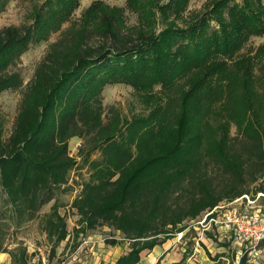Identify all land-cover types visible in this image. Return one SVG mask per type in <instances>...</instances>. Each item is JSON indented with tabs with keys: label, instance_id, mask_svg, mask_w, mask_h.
<instances>
[{
	"label": "trees",
	"instance_id": "1",
	"mask_svg": "<svg viewBox=\"0 0 264 264\" xmlns=\"http://www.w3.org/2000/svg\"><path fill=\"white\" fill-rule=\"evenodd\" d=\"M8 1L0 0V13ZM79 1L35 2L30 25L0 29V94L22 89L6 138L0 116V253L10 264H27V252L3 247L6 229L34 219L52 252L106 225L131 243L115 264H135L186 221L244 196L245 170L251 182L260 175L256 191L264 193V44L242 52L252 37L264 36V0H208L188 18L189 0H127L138 15L132 27L121 8L94 1L49 44L23 86L20 57L60 31ZM112 83L131 86L147 113L127 120L111 107L104 114L101 92ZM231 123L246 138L241 153L231 151ZM72 138L82 140L78 155L91 173L71 204L78 216L71 234L56 191L66 189L76 166ZM94 152L99 158H90ZM209 163L230 177L219 192Z\"/></svg>",
	"mask_w": 264,
	"mask_h": 264
},
{
	"label": "rangeland",
	"instance_id": "2",
	"mask_svg": "<svg viewBox=\"0 0 264 264\" xmlns=\"http://www.w3.org/2000/svg\"><path fill=\"white\" fill-rule=\"evenodd\" d=\"M94 1H101L105 5H108L110 7L121 8L123 10L124 22L127 27L136 26L138 24L137 12L132 11L129 6H127V0H80L78 7L70 16V21L63 23L60 31L51 32L48 35L47 40L30 46L29 49L20 57V61L18 62L16 69L23 79V86H25L33 77L35 68L44 57L49 44L59 38L60 34L70 26L71 22L79 21L83 12ZM207 1L208 0H189L183 16L185 18H188L191 17L192 14L202 11ZM35 2L42 3L43 0H9L5 6L4 11L0 13V29L10 25H30L33 21L31 13L33 9V3ZM163 2L165 3L167 2V0H163ZM183 23L184 21L181 22V25H184ZM156 27L157 29H160L162 28V24L158 23ZM260 44H264V36L252 37L246 44L242 52H246L247 50L251 49L254 50ZM255 72L259 74L260 71L257 68ZM101 96L102 104L104 106V114H106L108 109L111 107L114 110L118 111L122 118L127 120H131L135 115H145L147 113V109L145 108L143 101L136 94L134 89L129 85L121 83L107 84L103 87ZM21 98L22 89L8 90L0 94V116L4 119V138L8 137L11 132ZM257 113L258 115H260V107ZM107 116L105 118H107ZM253 117V114L250 113L249 118L253 119ZM211 123L214 124L215 120L212 119ZM229 137V145L231 147V151H239V153H241V147L246 141V138L241 132L238 131L234 123L230 124ZM81 144L82 140L79 138H72L69 141V155L76 159V166L70 173L69 182L66 189L62 188L56 191V202L60 205L59 213L65 218L67 230L71 234L75 233L74 229L78 227V216L76 215V211L71 208V204L73 199L80 192L82 184L88 180L91 173L90 167L88 165H84L78 155V149ZM243 157L245 158L246 155L243 154ZM90 158H99V152L92 153L90 155ZM221 169L222 168L218 167L217 165L209 163L206 170L207 176L211 180L212 186L214 187L216 192H219L222 188L230 183L229 175L224 174ZM243 179L244 182L239 188L248 191L244 194V196H247L248 199H252L253 205H256L264 210V196H260V192L256 191L258 190V188H260V175L257 174V180L255 182H251L250 176L245 170ZM187 196L188 193H183V195L178 199L177 202L183 205ZM1 197L3 198V195ZM1 197L0 213L4 211L3 209H1ZM241 197L235 198L231 201L224 198L222 201H220V203H218L217 212L227 209L229 207L227 206V203ZM169 201H172V199H169ZM240 201L241 200H239V202ZM51 205V203L45 205L40 210L39 215H43L44 213L48 212ZM222 206L225 207L221 209L220 207ZM207 212L208 211L205 210L197 219L185 222V225L188 229V236H192L195 230H201L205 228L201 225H197L196 222L202 219V217ZM208 225L209 227L211 226V224ZM97 228V230L102 231V226H99ZM105 235L113 237L116 235V233L113 229H110L109 231L105 230ZM162 238V236L159 237L160 240H162ZM61 244H59L52 252L53 244L47 239L46 234L40 229L38 219H34L20 227H10L8 230L6 229V234L3 239V247H6L8 249H13L18 245H22L26 248L27 264H59L73 251V249L76 248L78 243L76 244V240L74 239L71 241L69 246L68 244L62 246ZM263 247L264 246H260V251L255 259L250 262H245V264H264ZM4 256L8 258V264H10L9 255L5 254ZM239 257L241 258V255ZM1 258H3V256ZM239 259L237 252L234 251L232 257L230 258L229 264H239ZM5 262L6 261H2V264H5Z\"/></svg>",
	"mask_w": 264,
	"mask_h": 264
},
{
	"label": "crops",
	"instance_id": "3",
	"mask_svg": "<svg viewBox=\"0 0 264 264\" xmlns=\"http://www.w3.org/2000/svg\"><path fill=\"white\" fill-rule=\"evenodd\" d=\"M97 229L84 235L89 245L78 250L75 248L70 253L76 257V264H115L120 257L130 252V241L124 239L119 231L113 229L116 235L111 237L105 235V230L109 231L112 228L102 226V231ZM75 240L78 246L80 237ZM70 243L64 241L61 245L69 246ZM234 251L237 252L239 259L241 250L232 231L225 226L208 225L201 230H195L192 236H188V229L185 227L151 250L142 251L140 259L135 264H229ZM4 255L0 254V264L2 261L8 264V258Z\"/></svg>",
	"mask_w": 264,
	"mask_h": 264
},
{
	"label": "built area",
	"instance_id": "4",
	"mask_svg": "<svg viewBox=\"0 0 264 264\" xmlns=\"http://www.w3.org/2000/svg\"><path fill=\"white\" fill-rule=\"evenodd\" d=\"M260 196L264 194L260 193ZM239 200H241L239 202ZM247 196H242L232 202L227 203V209L217 212V206L208 211L197 225L206 227L225 226L232 231L235 241L241 250V258L245 257L246 262L255 259L260 251V246H264V210L253 205V200ZM225 206L220 207L223 209ZM89 245L85 236H80L79 245L76 249ZM264 248V247H263ZM76 257L69 254L59 264H76Z\"/></svg>",
	"mask_w": 264,
	"mask_h": 264
}]
</instances>
